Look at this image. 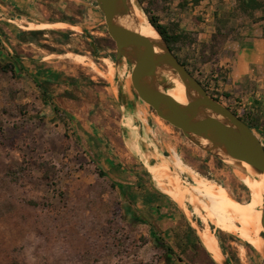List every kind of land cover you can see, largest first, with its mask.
Here are the masks:
<instances>
[{
  "label": "rangeland",
  "instance_id": "rangeland-1",
  "mask_svg": "<svg viewBox=\"0 0 264 264\" xmlns=\"http://www.w3.org/2000/svg\"><path fill=\"white\" fill-rule=\"evenodd\" d=\"M178 2L159 0L156 9L162 22H178L193 33L192 45L176 54L194 77L218 94L213 74L219 67L210 49L201 53L202 44H208L216 24L235 33L247 18L260 20L264 9L260 17H249L236 10V0H205L183 10ZM163 4L168 9L159 7ZM68 16L76 21H65ZM48 22L66 25L36 26ZM28 30L41 33L30 35ZM107 38L94 0H0V61L10 60V53L30 70H18L17 79L0 73V264H167L161 259L166 246L183 259L172 255L171 264H208L203 253L193 256V263L188 260L194 251L188 245L197 235L186 226L192 220L197 232L204 227L193 213L198 203L191 198L179 203L189 221L166 193L168 209L157 211L164 216L170 211L171 218L158 220L146 207L144 198L156 189L142 164L145 159L163 164L162 177L169 188L186 191L197 179L217 183L235 200L251 198L239 177L240 164L205 153L136 95L128 79L129 65L115 64V47ZM68 52L85 56L84 63L68 59ZM104 59L113 63L110 78ZM43 90L62 116L42 100ZM220 98L237 113L245 111L240 101ZM127 116L132 124L125 122ZM150 140L159 157H153ZM170 147L184 178L169 164ZM119 186L133 194L132 202ZM206 223L217 241L220 230L225 234L223 250L218 244L230 264H264L258 248L247 245L253 246V241L246 227ZM185 228V236L175 244L174 232ZM257 233L260 236L261 230Z\"/></svg>",
  "mask_w": 264,
  "mask_h": 264
},
{
  "label": "water",
  "instance_id": "water-1",
  "mask_svg": "<svg viewBox=\"0 0 264 264\" xmlns=\"http://www.w3.org/2000/svg\"><path fill=\"white\" fill-rule=\"evenodd\" d=\"M94 2L104 17L107 32L114 43L115 64L129 65V80L136 95L147 103L157 116L179 129L186 139L205 153L223 162L238 163L242 168V163L245 162L264 176V143L255 129L207 93L201 82L178 61L166 41L148 20L139 1L94 0ZM135 7L145 15L157 38L140 33V21L135 14ZM173 79H177L183 85L185 103L167 95V90L174 86ZM125 120L132 124L129 116L125 117ZM151 142L156 147L155 143ZM155 147L154 158L159 157L158 149ZM142 164L154 181L149 166L157 165L148 159L142 160ZM176 205L189 221L183 207L178 202ZM260 222L262 227L260 237L263 243L262 248L258 250L264 258V190ZM189 223L201 241L193 221ZM203 247L205 248L204 245ZM205 250L208 252L206 248ZM208 254L215 263L230 264L226 258L222 257L221 261H216L209 252Z\"/></svg>",
  "mask_w": 264,
  "mask_h": 264
},
{
  "label": "bare ground",
  "instance_id": "bare-ground-1",
  "mask_svg": "<svg viewBox=\"0 0 264 264\" xmlns=\"http://www.w3.org/2000/svg\"><path fill=\"white\" fill-rule=\"evenodd\" d=\"M135 14L137 15L140 21L139 22L140 33L144 36L157 38L158 36L156 32L148 24L145 15L137 7H135ZM65 25H66L65 23H40L39 25L36 26L37 28L46 29V28L65 27ZM73 28L77 29L76 27ZM57 56L59 57L60 55ZM64 56H66L71 61L78 63H84L86 59L85 56L74 54L71 52L66 53ZM104 60H105V64L108 66L106 77L110 78L112 75L113 63L108 59H104ZM88 65L91 66L92 63ZM94 70H96L97 73H102L103 71V70L101 71L98 68H95ZM172 82L174 86L167 90V95L178 102L185 103L186 96L183 85L177 79H173ZM137 151L135 152L138 153ZM167 158L169 159V164L174 168V170H176L178 174L181 177H183L173 147H170L169 155L167 156ZM242 166L244 169L242 170V172L239 173V177L243 185L248 189V192L251 196V198H249V200L245 202L231 198L227 189H224L222 186L218 185L213 181H199L195 179L196 180L195 185L194 186L191 185L190 189L186 191L176 190L175 189L176 187L169 188L168 187L169 185L167 183H164L163 181V177H162L163 175L162 171L164 170L163 164L162 166H154V165L149 166V170L153 174L154 185L158 190L168 194L172 199H174L178 203L182 204L185 198H191V200L193 199V203L196 202L199 204V206L197 205L193 206V213L197 217H200L201 222L204 224V227L199 229L198 233L205 248L208 250L210 254H213L216 257L217 261H221L222 259L221 249L219 247L216 236L214 235L213 231H211V229L206 223L208 221L213 223L215 226L223 225L232 229H235L237 227L238 228L240 227L242 229L243 227H246V229L248 230V235L251 237V240L253 241L251 242L253 247L259 249L262 248L263 240H261L262 238L258 235L257 232H259L262 228L260 218H261V208L263 205L264 176L263 174L257 173L249 164L245 162L242 163ZM187 202L189 203V201ZM230 211L233 212L228 213Z\"/></svg>",
  "mask_w": 264,
  "mask_h": 264
},
{
  "label": "trees",
  "instance_id": "trees-1",
  "mask_svg": "<svg viewBox=\"0 0 264 264\" xmlns=\"http://www.w3.org/2000/svg\"><path fill=\"white\" fill-rule=\"evenodd\" d=\"M138 1L140 4L143 5V9H144V12L146 13V15L148 17V20L153 25V27L158 31V33L162 36V38L166 41L167 45L169 46V48L173 52V54L177 57L178 61L181 62L187 68V70H189L191 75L194 76V73L192 71H190V69H188L187 63L183 59H180L178 57V55L176 54V51L181 50L182 47L192 45V43L194 41L193 40V33L190 30L183 29L181 27L180 23H178V22H174V21H171L168 23L162 22L161 17H160V13H159V9L158 8L156 9V3L159 0H138ZM171 1L172 0H162L163 3L171 2ZM203 1H205V0H179L178 7L182 10L188 6H191L192 8H194V7L198 6ZM263 3H264L263 0H236V10L239 11L240 13L244 14V15L252 17L253 12L256 9L264 8ZM159 7L162 10L168 9V6L166 4H163L162 6H159ZM64 19H65V21L71 22V23L76 21V18L74 16L73 17L72 16L64 17ZM253 19H254L253 21H258V20H255V18H253ZM258 19L264 20V16H261ZM50 23H53V22H50ZM230 32H233V31L231 29H229V31H226L222 28V26H220L219 24H216L214 27V31L210 35V41L208 42V44H205V43L202 44L201 53H203L205 51V48H208L211 50L212 55H216L218 53L219 49L221 48L222 44L229 38V36L231 34ZM25 33H28L30 35H37V34L41 33V30H28ZM107 42L111 46H113V44H114L110 38L109 39L107 38ZM7 54L11 57V59L6 61V62L0 61V73L9 74L12 78L17 79L19 77L18 70H22V71L29 70L28 67H26L21 62L17 61L14 58V55H11L10 53H7ZM214 80L217 81V76L214 77ZM201 84L203 85L204 89L207 91L208 94H210L211 96H214L219 101L221 100V98H220L221 96L226 98V99H228L230 97L227 92H220L218 94L210 92L208 87L205 84H203L202 82H201ZM41 93H42L41 94L42 100L44 102H49L52 104V102H51L52 99L48 95L47 90H43ZM52 106H53L52 109L55 112V114L58 115L59 117L62 116V113L59 111L57 106H55L53 104H52ZM227 107L231 111H233L241 120L246 122L251 128L255 129L261 135V137L264 139V129L259 127V125H260L259 124V116L257 113L252 114L251 111H243L242 113H237L234 109H231L229 105H227ZM99 173L101 175H104V172L102 170H99ZM119 190L125 197H127V199H129L130 202H132L134 200L133 194H130L124 186H119ZM153 194L156 197L165 198V200L167 198V196L165 194L160 193V192L155 191V193H153ZM155 207H156V210H158L160 208V204H156ZM178 211L180 212L181 216L185 218V215L183 214V212L181 210H178ZM128 212L131 213L132 219L137 220V221L139 220V217L132 210H130V208H128ZM157 213H158V211H157ZM186 227L189 230V232L193 233V228L190 226V224L187 225ZM185 234H186V228L183 231L174 232L175 244H178L179 241L181 239H183ZM195 237H196L195 242H191L188 245V247H191L194 250L192 255H191V258H189L188 260L191 263H193V260H195V258H197L199 256V253H203L205 255V258H206L204 262L208 263V264H214L213 260L207 255V252L205 251V249H204L201 241L199 240L198 236H195ZM158 238L159 237H155V240L157 241V243L161 244V242L159 241ZM224 239H225V234L220 230L219 235H218V241H219V244H220V247L222 250H223L222 243H223ZM247 245L250 249L254 250V248L249 243H247ZM188 247L181 249L180 252L183 254H186ZM164 249H165V251H164L163 256H161V259H163L167 264L172 263V261H171L172 255L177 256V259L180 262H183V259L181 258V256L177 255L175 250L171 246H166V247H164ZM257 255H258V253H257ZM226 259L229 260L228 258H226Z\"/></svg>",
  "mask_w": 264,
  "mask_h": 264
},
{
  "label": "crops",
  "instance_id": "crops-1",
  "mask_svg": "<svg viewBox=\"0 0 264 264\" xmlns=\"http://www.w3.org/2000/svg\"><path fill=\"white\" fill-rule=\"evenodd\" d=\"M263 9L258 8L253 14L260 17L262 14L258 13ZM244 22L245 26L231 33L215 55L214 65L219 69L216 68V72L213 70V76H217V90L227 92L230 96L228 100L240 101L245 111L257 113L259 127L264 129V20L253 21L247 18ZM166 200L148 193L143 201L152 215L160 220L174 215L170 211L165 216L162 212L157 213L156 204H160L161 211L168 209ZM176 208L180 210L178 206Z\"/></svg>",
  "mask_w": 264,
  "mask_h": 264
}]
</instances>
